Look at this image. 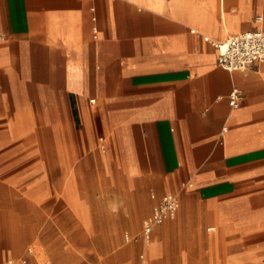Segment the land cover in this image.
Returning <instances> with one entry per match:
<instances>
[{"label":"crops","instance_id":"obj_1","mask_svg":"<svg viewBox=\"0 0 264 264\" xmlns=\"http://www.w3.org/2000/svg\"><path fill=\"white\" fill-rule=\"evenodd\" d=\"M257 28L264 0H0V128L79 125L129 192H152L151 215L174 194L237 235L264 229V61L230 72L211 43ZM37 141L0 138V154ZM240 259L264 264V248Z\"/></svg>","mask_w":264,"mask_h":264},{"label":"rangeland","instance_id":"obj_2","mask_svg":"<svg viewBox=\"0 0 264 264\" xmlns=\"http://www.w3.org/2000/svg\"><path fill=\"white\" fill-rule=\"evenodd\" d=\"M14 117L9 113L5 121L15 125ZM31 124L0 128L1 139L38 140L2 146L7 152L0 154V168L10 166L13 175L0 176V264L24 257L29 264H143L142 227L152 212V192H129L112 161H97L109 147L81 144L79 125L48 130ZM50 138L54 144H48ZM16 148L21 152H13ZM144 203L146 211L139 208ZM206 212L195 198L186 205L180 198L176 218L151 235L154 254L144 264H248L240 256L264 248V229L237 235ZM20 230L30 240L15 249L13 237Z\"/></svg>","mask_w":264,"mask_h":264},{"label":"built area","instance_id":"obj_3","mask_svg":"<svg viewBox=\"0 0 264 264\" xmlns=\"http://www.w3.org/2000/svg\"><path fill=\"white\" fill-rule=\"evenodd\" d=\"M262 17L258 21H262ZM96 31V29H94ZM209 40V38H206ZM218 51V64L230 72L245 71L254 62L264 61V31L260 28L243 33L234 34L224 42H211ZM243 99V92L234 87L229 94V103L232 108H238ZM223 132L227 131L224 127ZM180 207L177 195L168 194L154 207L153 213L143 225L142 238L149 243L156 226L161 225L168 219L176 217ZM214 229V228H211ZM129 239V236H126ZM32 253V249H29ZM7 264H29V258L19 260L10 259Z\"/></svg>","mask_w":264,"mask_h":264},{"label":"bare ground","instance_id":"obj_4","mask_svg":"<svg viewBox=\"0 0 264 264\" xmlns=\"http://www.w3.org/2000/svg\"><path fill=\"white\" fill-rule=\"evenodd\" d=\"M224 42V41H223ZM53 155V154H52ZM147 208V207H146ZM144 209V208H143ZM144 211V210H143ZM28 222V221H27ZM25 228V227H24ZM29 230V229H28ZM13 239H14V244H13V246H14V248L15 249H18V248H21L24 244H26V242L28 241V240H30V237H29V235H27V234H25V232L24 231H18V232H16V235H14V237H13ZM151 242H153L152 240H150V242H149V244L151 243ZM40 247V246H39ZM149 247V246H148ZM154 247V246H153ZM37 248V247H36ZM37 250H39V249H37Z\"/></svg>","mask_w":264,"mask_h":264}]
</instances>
